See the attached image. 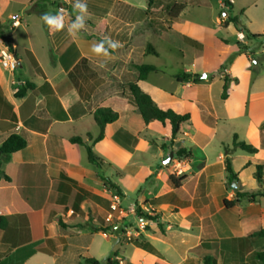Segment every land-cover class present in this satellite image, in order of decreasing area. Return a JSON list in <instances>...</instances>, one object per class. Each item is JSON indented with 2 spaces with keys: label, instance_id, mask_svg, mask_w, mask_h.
I'll return each mask as SVG.
<instances>
[{
  "label": "crops",
  "instance_id": "crops-1",
  "mask_svg": "<svg viewBox=\"0 0 264 264\" xmlns=\"http://www.w3.org/2000/svg\"><path fill=\"white\" fill-rule=\"evenodd\" d=\"M172 1L184 3L185 9L169 22L165 5L149 6V0H86L90 15L85 28L71 35L67 25L78 14L73 9L76 0H0V26L11 37L17 59L12 73L0 65V147L13 134L28 138L26 147L8 162L0 160V264H79L75 261L78 255L69 253L88 254L92 233L99 234L101 204L111 197L98 173L109 169L122 179L140 169L138 160L146 156L159 160L155 179L162 185L134 205L142 212L150 209L146 215L155 218L146 222L150 231L140 239L149 234L150 239L167 241L171 247L179 240L193 243L183 250L176 243L171 262L168 258L172 256L140 240L137 245L144 251L138 250L134 261H124L116 252L110 264H206L205 258L220 264L221 251L226 264H261L255 254L264 252V239L248 234L264 228V196L229 210L223 201L235 198L232 188L226 187V157L237 176L239 192H264V185L254 179L257 165L262 166L264 179V132L260 131L264 125V38H245L246 50L211 75L204 74V54L215 46L217 29L236 31L231 24L224 25L228 14L239 15L249 34L264 35V27L256 21L264 17V0H244L238 5L230 0L229 7L218 0L226 16L214 13L207 23L188 15L189 11L197 15L207 0ZM17 6L21 7L19 14L12 11ZM61 10L66 27L50 31L41 17ZM15 20L17 26L12 25ZM105 36L122 47L113 51L104 42L108 54L96 55L92 47ZM149 45L155 55L147 49ZM5 49L0 39V58ZM139 64L154 68L143 80L137 79ZM23 69L29 70L26 76ZM181 74L192 77L178 82L176 76ZM224 79L228 87L222 99ZM135 80L160 108L190 114L172 148L169 126L157 123L169 129L159 141L150 128L157 127L156 122L144 124L132 103L128 85ZM26 83L31 87L16 97ZM98 109L117 114L106 125L103 139L92 147L103 162L100 169L88 162L84 146L70 142L80 138L90 144L97 137L94 113ZM233 136L256 153L233 148ZM178 148L190 155L181 160L173 157V162L181 163L185 178L175 188L164 161ZM161 166L168 169L167 174ZM149 169L154 172L151 165ZM113 183L120 198L121 186ZM216 188L219 195H214ZM127 222L120 220L109 231L120 232V225ZM241 258L249 261L241 262Z\"/></svg>",
  "mask_w": 264,
  "mask_h": 264
},
{
  "label": "rangeland",
  "instance_id": "rangeland-1",
  "mask_svg": "<svg viewBox=\"0 0 264 264\" xmlns=\"http://www.w3.org/2000/svg\"><path fill=\"white\" fill-rule=\"evenodd\" d=\"M142 1V0H139ZM147 1V0H145ZM244 0H235L236 5L242 4ZM208 5L206 7H203L197 12H199L197 15L194 12L189 11L188 15L190 17H194L197 19H201L203 22H210L211 17H214V13L217 15H222L224 11L222 12L219 8L218 0H207ZM156 8H159L160 6H156ZM20 6H17L16 8L12 7V11H15L16 14H19L20 12ZM217 11V12H216ZM256 21L259 24V27H264V17H258ZM240 24L242 25V22L240 20ZM219 32L218 39L215 41V46L211 49H206L205 56H204V74L207 73L209 75L214 74L220 67H225L229 62L232 60L233 56L238 52V49H240L242 46L244 47L243 43H239V40L236 36V31L230 27L227 30L224 29H217ZM244 40L243 42H245ZM163 46H165L164 43H161ZM250 47H247V51H250ZM163 51V50H162ZM151 58V57H150ZM29 72L28 69H23L22 73L26 76V74ZM203 74V75H204ZM155 125H151V130H155L156 137L159 141H163L166 135L169 134V129L164 130L161 125L156 123ZM148 153H151V149L148 151ZM174 157V156H173ZM146 160L139 159L142 163V167L140 169L135 170L134 174H129L122 176V179H119L116 177L113 172L109 169H103L100 173L102 175H105L109 177L113 182H117L121 186L122 190V196L119 198V206L121 209L124 210V215L119 214L118 212L113 213V220L110 224H106L104 220L102 221L101 216H104V213L107 211L109 212V206L111 197L113 195H117L115 191H110L108 188L104 187L107 192L110 194V200L105 199V201L101 204V207L103 210V215L99 216L98 222L100 223L98 233H92L94 240L92 247L90 248L88 254L85 253H75L71 252L69 254H73L75 258L78 255V259L75 260L76 263L79 264H89L86 262V258L91 257L94 258L97 262V264H107L109 259L113 258L115 253L116 255L120 257L124 261H134L136 259V256L138 255V250H143L144 247L138 246V242L140 240L149 241L151 242L156 248H158L161 252H165L166 255H168L170 258H168L169 261L174 262V253L173 249L176 247V243L179 247H177L179 250H183L185 247L191 245L193 242L192 240H186L185 241H178L173 242L172 247L170 244L166 243L167 241H164V243L159 242L155 239H150L149 234L144 236L142 239H140L144 233H148L150 231L151 225L149 223L147 224V220H140L138 216L135 213L134 205L140 201L142 197H149L148 192L151 193L152 189L154 188L155 191L162 185L160 181L155 179V172H156V166L160 164L158 159H152L150 156L145 157ZM174 159H172L168 164H166V167L170 169L172 172L171 175L175 176L176 178H180L183 176L184 172L182 173V165L179 163V160L173 162ZM149 165H151L154 168L153 170L149 169ZM165 166H161V168L165 171V174H167L168 169H166ZM103 184V183H102ZM226 187L228 190H231V186H228L226 183ZM218 188L215 189L214 195H219ZM118 196V195H117ZM109 197V195H108ZM119 197V196H118ZM132 209L133 212L130 210ZM145 214L147 212L151 213V210L148 209V211L143 210ZM228 215L233 216V212L227 211ZM107 215V214H106ZM105 215V216H106ZM74 216V215H73ZM153 216V215H149ZM93 219V218H92ZM127 219L128 222L125 224L120 225V232L119 231H109L112 227L116 226L118 223H120V220ZM89 222V221H88ZM153 225V224H152ZM109 232L110 235H107L106 237L102 236V232ZM109 237V238H108ZM107 238V239H104ZM173 254V255H172ZM150 259V258H149ZM220 264H226L227 263V257L223 254V251H221L220 254ZM249 261V258H241L240 261ZM150 262H147L149 264Z\"/></svg>",
  "mask_w": 264,
  "mask_h": 264
},
{
  "label": "trees",
  "instance_id": "trees-1",
  "mask_svg": "<svg viewBox=\"0 0 264 264\" xmlns=\"http://www.w3.org/2000/svg\"><path fill=\"white\" fill-rule=\"evenodd\" d=\"M224 4L226 7L230 6V3H228L227 0H224ZM151 5H165V13L166 18L169 22L174 21L178 15L185 9L184 3H176L172 0H149V6ZM228 24H231L237 32H242L244 34V37L247 38V40H258L261 38H264V35H252L249 34L243 25L240 24V17L239 15L231 16L228 14V16L224 19V25L227 26ZM0 39L4 43L5 47L14 54L13 50V42L10 36H7L4 34V28L0 26ZM186 42H188L191 45H198L196 42L184 38ZM200 46V45H199ZM147 49L151 51L152 54H156L152 48V46H147ZM246 50L245 47H241L238 49V52L236 54L242 53ZM31 57V56H30ZM32 62L35 64L33 58L31 57ZM138 75V80H143L146 78L148 73L154 70V68L150 66H146L143 64H139L136 66ZM192 76L189 74H181L176 76V80L178 82L191 78ZM198 78V77H197ZM137 80L131 82L128 85V89L131 95V101L135 105V107L138 110V113L144 122V124L148 125L150 123L156 122L161 124L162 126L168 125L170 128V147L172 148L174 140L177 136V134L181 130V126L184 123L189 122L190 120V114L185 112L178 114L174 112L171 109H162L151 100V98L144 92H142L139 87L136 85ZM31 86L26 83L25 86L22 88H19L16 92V97H21L27 89H29ZM227 79H224V85L222 87V94L221 98L225 99L226 93H227ZM117 119V114L113 113L109 109H98L94 113V120L98 126L99 133L96 138L92 140V138L89 136L88 139L92 140L90 144L83 141L80 138H72L70 139V142L73 144H79L81 146L85 147L86 154H87V160L90 164L96 166L98 169L102 166V160L94 153L92 147L97 142L101 141L104 137V129L106 125L113 123ZM260 131L264 132V125L260 126ZM28 143V138L26 136L16 135L13 134L9 136L1 145L0 147V160L3 162H8L10 160V157L12 154L24 149ZM232 147L233 148H239L249 154L256 153V149H254L252 146L245 144L244 142H237V137L233 136L232 141ZM226 155L229 154L228 150H225ZM190 153L185 148H178L174 151V158L175 159H183L188 158ZM225 172H226V183L228 186H231L233 182L237 181V176L233 172L231 161L228 157L225 159ZM98 177L102 181L103 185L111 189L115 192H119V188L116 184L111 182V180L105 176H103L101 173H98ZM184 177L176 178L173 175L169 176V181L171 185L175 188H179L181 186V183L184 181ZM254 179L258 183L259 186L264 185V179H262V166L257 165L256 170L254 172ZM259 196H264V192H257V193H251V192H239L237 191L235 193V198L233 201L224 200L223 205L225 209H232L237 203L241 202H247V203H254L257 201V198ZM135 213L139 218H144L147 221H153L155 220L154 217H150L146 214H144L141 210V208L136 207ZM158 229L161 233H164L162 224H157ZM249 238H262L264 239V228L254 231L248 234ZM255 257L261 262V264H264V252H257L255 254ZM206 264H216L215 260L212 258H205ZM87 263L90 264H97L95 260L92 259H86ZM107 264H110L108 261Z\"/></svg>",
  "mask_w": 264,
  "mask_h": 264
},
{
  "label": "clouds",
  "instance_id": "clouds-1",
  "mask_svg": "<svg viewBox=\"0 0 264 264\" xmlns=\"http://www.w3.org/2000/svg\"><path fill=\"white\" fill-rule=\"evenodd\" d=\"M73 9L78 14L76 15V19L67 25V30L69 34L76 35L81 29L85 28V20L89 17L90 14L88 13L86 0H76L75 4L73 5ZM41 19L49 27L50 31L53 32L61 31L66 27L63 10H61L57 15L45 13L41 17ZM104 42H107L109 48H111L113 51L122 47L119 41H114L109 36H105L102 42L93 45V53H95L96 55H107L108 52L104 47Z\"/></svg>",
  "mask_w": 264,
  "mask_h": 264
},
{
  "label": "built area",
  "instance_id": "built-area-1",
  "mask_svg": "<svg viewBox=\"0 0 264 264\" xmlns=\"http://www.w3.org/2000/svg\"><path fill=\"white\" fill-rule=\"evenodd\" d=\"M228 2L230 3V0H228ZM13 26H17L18 25V21L15 20L13 23H12ZM238 40L239 42H243L245 40V37L243 35L242 32H239L238 33ZM0 65L1 67L12 73L16 70L17 68V59H16V56L10 52L7 48L3 51L2 55H1V58H0ZM110 206H109V212L107 213V215L105 216L104 218V222L106 224H110L113 220V213L115 212H118L119 214L121 215H124V210L120 208L119 206V197L117 195H113L111 197V201H110ZM130 210V209H129ZM131 212H133V210L131 209L130 210ZM73 212L72 211H69V214L71 215ZM107 235H110L109 232H102V236L103 237H106ZM121 264V263H119Z\"/></svg>",
  "mask_w": 264,
  "mask_h": 264
},
{
  "label": "water",
  "instance_id": "water-1",
  "mask_svg": "<svg viewBox=\"0 0 264 264\" xmlns=\"http://www.w3.org/2000/svg\"><path fill=\"white\" fill-rule=\"evenodd\" d=\"M223 16H226V14L223 13ZM0 155H1V153H0ZM173 156H174L173 152H170V153L168 154L166 160L164 161V164H165V165L168 164V163L173 159ZM231 188H232V190H233L235 193L238 191L237 186H236V182H233V183L231 184Z\"/></svg>",
  "mask_w": 264,
  "mask_h": 264
}]
</instances>
